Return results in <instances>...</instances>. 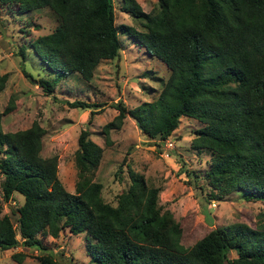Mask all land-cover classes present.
Returning a JSON list of instances; mask_svg holds the SVG:
<instances>
[{"label": "trees", "instance_id": "16d2710c", "mask_svg": "<svg viewBox=\"0 0 264 264\" xmlns=\"http://www.w3.org/2000/svg\"><path fill=\"white\" fill-rule=\"evenodd\" d=\"M157 3L159 10L147 13L136 0L118 2L120 10L142 27L126 26L121 33L162 61L169 74L154 100L134 108L114 104L118 114L102 126L106 143L109 132L119 129L126 116L139 122L144 136L158 141L178 128L181 117H191L202 124L194 130L191 148L210 154L209 167L191 173L201 181L203 202L234 193L244 201L264 204V0ZM0 4L17 13L46 7L58 16L51 32L31 42L47 70L55 74L53 81L39 80L47 94L73 73L90 81L101 60L119 54L114 0H0ZM19 51L24 57L23 49ZM5 82L1 75L0 91ZM67 103L89 110L87 123L98 112L93 108L101 105ZM43 134L36 122L14 132H3L0 124L1 199L8 203L15 193L23 197L11 209L15 221L0 208L1 251L19 246L44 250L40 236L56 238L67 231L84 234L92 264H264V221L256 227L243 222L216 226L185 245L186 229L159 204L161 186L149 184L128 164L129 183L116 194L115 204L106 202L102 184L83 172L74 192H69L58 178L57 157L40 154ZM77 144L80 165L85 170L97 167L103 149L87 129L80 130ZM231 251L234 257L228 256ZM23 257L19 252L11 255L18 263ZM36 264L64 263L45 253Z\"/></svg>", "mask_w": 264, "mask_h": 264}, {"label": "rangeland", "instance_id": "374dc122", "mask_svg": "<svg viewBox=\"0 0 264 264\" xmlns=\"http://www.w3.org/2000/svg\"><path fill=\"white\" fill-rule=\"evenodd\" d=\"M136 1L144 12L159 10L157 0ZM118 2L120 0H114L115 25L120 32L118 56L101 60L90 81L78 73L66 76L55 83L52 94L45 92L39 80L53 81L55 74L48 71L31 42L51 32L58 24V16L46 7L17 13L9 5L0 4V76H6L0 91L2 131L14 132L38 123L44 129L40 154L57 157V175L64 188L74 192L78 176L83 172L90 180L102 184V197L111 204L116 203V194L128 186L129 164L132 170L144 175L149 184L161 186L159 204L164 210H170L186 229L182 237L185 245L199 240L216 226L233 222L251 227L262 224L263 203L244 201L234 193L223 200H207L210 206L203 202L202 197L206 196L198 187L201 181L195 180L191 173L206 170L210 154L191 148L194 130L202 125L197 120L181 117L178 128L164 141H158L144 136L136 121L126 116L119 129L109 132L110 143H106L102 126L118 114L114 104L120 102L126 108H134L144 101L154 100L169 74L162 61L121 33L126 26L138 30L142 27L120 10ZM19 48L23 49L24 57ZM73 100L101 105L93 108L98 112L87 123L89 110L70 107L67 102ZM6 108L10 109L8 113L4 111ZM82 129H87L92 141L103 149L100 164L88 170L80 165L77 155V138ZM121 163L122 171L115 176ZM13 197L6 203L0 193V208L2 214H8L15 221L16 214L11 209L21 204L23 197L17 193ZM17 238L20 240L19 235ZM40 239L44 250L24 246L0 250V264H36L45 253L64 264H92L86 253L84 234L63 231L56 238L47 235ZM16 252L24 254L21 263L11 258ZM228 256L234 257L235 253L231 251Z\"/></svg>", "mask_w": 264, "mask_h": 264}, {"label": "water", "instance_id": "95a60500", "mask_svg": "<svg viewBox=\"0 0 264 264\" xmlns=\"http://www.w3.org/2000/svg\"><path fill=\"white\" fill-rule=\"evenodd\" d=\"M136 124H137L138 128H140V127H139V122H138V121H136Z\"/></svg>", "mask_w": 264, "mask_h": 264}]
</instances>
